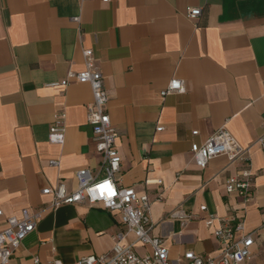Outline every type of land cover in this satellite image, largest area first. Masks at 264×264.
<instances>
[{"label":"crops","instance_id":"1","mask_svg":"<svg viewBox=\"0 0 264 264\" xmlns=\"http://www.w3.org/2000/svg\"><path fill=\"white\" fill-rule=\"evenodd\" d=\"M187 8L202 14L192 21ZM85 50L103 75L118 131L116 179L149 196L153 235L171 263L186 264L188 252L218 257L214 230L234 217L247 233L257 231L252 259L242 264H264V150L257 144L264 136V0H0V231L25 208L41 214L11 264H74L108 253L125 230L117 211L88 201L54 208L43 194L59 182L76 190L82 169L104 176L88 123L90 86L49 87L86 69ZM172 80L185 91L163 97ZM59 113L66 114L65 142L52 144ZM222 128L249 148L250 201L226 191L245 163L226 155L205 169L195 163L192 144ZM177 211L194 218L183 224L171 217ZM134 250L150 252L139 243Z\"/></svg>","mask_w":264,"mask_h":264},{"label":"built area","instance_id":"2","mask_svg":"<svg viewBox=\"0 0 264 264\" xmlns=\"http://www.w3.org/2000/svg\"><path fill=\"white\" fill-rule=\"evenodd\" d=\"M111 0H103L107 3ZM202 14L200 8H187L186 16L190 20H197ZM79 21V18H75ZM93 51L85 50L86 69L82 72H69L67 77L59 82L49 84V87H66L71 82L89 85L93 102L88 106V123L92 126L97 152L102 157L104 176L99 178L91 170L82 169L76 173L77 188L70 192L65 183L59 182L55 187L43 190V194L52 195V205L57 208L62 205H74L83 201L91 204H101L104 209L117 211L121 214V222L125 230L115 235L114 246L111 251L102 255L91 254L81 258L74 264H172L169 250L164 240L153 235L154 224L151 220L152 202L147 194L138 193L134 187L123 188L119 185L116 176L121 171L122 158L116 148L118 137L117 129L112 125L108 113L109 96L104 85L101 72L93 63ZM185 91L182 80H172L169 86L161 92L163 97L173 93ZM65 113L55 115V121L50 126L49 142L64 144L65 142ZM163 128H158L161 131ZM194 131L193 135H198ZM257 144L264 150V136ZM195 163L205 169L209 161L217 156L226 155L231 162L246 164L237 176L226 180V191L235 194L245 201L252 200L253 174L251 172V158L249 148L242 147L233 136L224 128L212 134L204 143H193L191 146ZM51 166H58L59 160H51ZM151 183V182H147ZM162 184L161 181H156ZM3 211L0 210V217ZM171 217L179 219L183 224L192 220L193 214L181 211L174 212ZM217 218L210 216L206 222L212 227ZM41 214L25 208L21 217L12 216L7 219L6 228L0 231V264H11L14 252L23 241L38 227ZM264 230V226L261 228ZM257 231L247 233L242 218L228 217L219 219V227L214 230L220 249L218 257L205 258L195 252L185 254L186 264H242L252 259V248L255 244ZM135 237V242L127 243L129 236ZM135 243L148 247L150 252L140 256L134 250ZM35 264H40L35 259ZM50 264H62L51 261Z\"/></svg>","mask_w":264,"mask_h":264}]
</instances>
